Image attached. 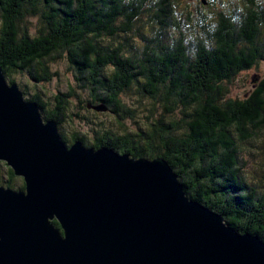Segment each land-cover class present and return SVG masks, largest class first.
<instances>
[{
  "label": "trees",
  "instance_id": "obj_1",
  "mask_svg": "<svg viewBox=\"0 0 264 264\" xmlns=\"http://www.w3.org/2000/svg\"><path fill=\"white\" fill-rule=\"evenodd\" d=\"M60 58L74 85L49 109L38 85L58 76L46 63ZM261 63L264 0H0V67L44 121L57 123L63 143L164 159L188 199L264 244V79L247 98H226L235 77ZM125 97L143 111L160 107L144 111L146 131L120 133L137 112ZM70 99L81 102L74 111ZM98 104L109 119L90 123L94 138L68 137L70 119L80 124L81 111ZM0 186L24 189L2 162Z\"/></svg>",
  "mask_w": 264,
  "mask_h": 264
},
{
  "label": "water",
  "instance_id": "obj_2",
  "mask_svg": "<svg viewBox=\"0 0 264 264\" xmlns=\"http://www.w3.org/2000/svg\"><path fill=\"white\" fill-rule=\"evenodd\" d=\"M0 162L24 183L0 186V264H264L259 237L188 199L167 161L66 145L1 67Z\"/></svg>",
  "mask_w": 264,
  "mask_h": 264
},
{
  "label": "rangeland",
  "instance_id": "obj_3",
  "mask_svg": "<svg viewBox=\"0 0 264 264\" xmlns=\"http://www.w3.org/2000/svg\"><path fill=\"white\" fill-rule=\"evenodd\" d=\"M28 19V23H26V27L29 29V33L33 34L35 31L34 24L29 17L26 18ZM29 21L32 22V24L29 23ZM46 59V58H45ZM46 63L48 64L49 68L51 69L52 72H56L58 74L57 77H54L51 82L45 83L43 85H38V88H41L44 92L45 95V100L47 101V105L49 106V109H53L52 104L53 101H50L51 99L55 96H58L57 94L60 93H65L70 87H69V82L74 85V80L72 77V72L68 69H66V64L64 63L63 58L56 59L55 61ZM257 69H250L249 71H244L239 73L233 82L227 89H228V94L226 96L227 99H244L247 98V96L250 94L252 91V88L259 83L262 79H264V63H261L257 66ZM15 75L16 81L20 83L23 86H27L29 89H31V86H34L32 82H30L29 78H26L23 74L20 75L19 73H16ZM29 80V81H28ZM77 93H81L79 89H76ZM50 99V100H49ZM70 103L72 106V111H74L75 105H80V101H77V99H70ZM123 100H126L128 102V105L131 107L130 109L136 110V115L134 116L133 119H128L125 121L120 122L117 125V128L119 129L120 133H125L126 132H131L135 134L138 133L137 127H139L143 130H147V126H149L150 120H146L147 117L144 116V111H147V116L150 114H155L157 115L160 114L161 109L159 106L156 105H149L147 107H143L144 111L142 108L138 106L136 103H131V101L127 100L125 97ZM85 107V105L83 104ZM96 106H99L96 105ZM83 107V108H84ZM142 107V106H141ZM82 117H87L86 119H82V121L79 123L78 120L74 121L73 119L71 122H68V126L65 127V133L68 137H71V135L76 131L79 130L80 133H82L86 138L93 139L94 138V133L92 132V129L94 128V125H91L90 123H95V125L98 127L99 123H104L105 120L109 119L103 113H97L94 111H81ZM177 116V115H176ZM110 120L111 117H110ZM87 121V122H86ZM92 121V122H91ZM182 128V126L180 125ZM180 132V131H179ZM246 172V170H245Z\"/></svg>",
  "mask_w": 264,
  "mask_h": 264
},
{
  "label": "bare ground",
  "instance_id": "obj_4",
  "mask_svg": "<svg viewBox=\"0 0 264 264\" xmlns=\"http://www.w3.org/2000/svg\"><path fill=\"white\" fill-rule=\"evenodd\" d=\"M143 21V20H142ZM89 105V104H88Z\"/></svg>",
  "mask_w": 264,
  "mask_h": 264
}]
</instances>
